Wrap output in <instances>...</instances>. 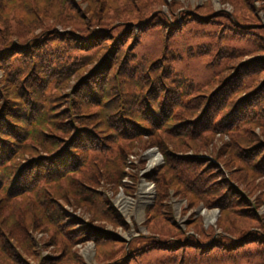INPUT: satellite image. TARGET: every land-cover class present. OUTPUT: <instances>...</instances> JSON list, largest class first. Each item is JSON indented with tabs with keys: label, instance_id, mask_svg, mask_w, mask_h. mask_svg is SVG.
Instances as JSON below:
<instances>
[{
	"label": "trees",
	"instance_id": "obj_1",
	"mask_svg": "<svg viewBox=\"0 0 264 264\" xmlns=\"http://www.w3.org/2000/svg\"><path fill=\"white\" fill-rule=\"evenodd\" d=\"M80 2L90 5L91 10L82 9ZM222 2L229 3L227 0ZM263 2L264 0H261L262 13H264ZM161 3L164 2L157 1L153 7H149L144 0H79V3L78 0H0V72L3 75L0 79V195H4L3 198L0 197V264H29L23 255L30 254V247L22 246L17 237L19 232L17 225L23 223L27 224V230L31 228L39 232L38 228L43 229L40 233L43 250L49 251L50 257L53 258L43 259L41 264H85L84 260L72 250L75 247L76 234L82 232L85 238L91 237L96 240V244L102 247V253L106 249H115L116 246L113 245L122 244L119 238L108 236L110 233L105 227L96 224L98 217L102 219L104 215H111L109 220L113 230L119 226L127 231L128 226L109 199L103 198L104 196L91 189L92 187L82 184L86 189L84 192L92 194L87 200L95 196L94 198H101L104 203V210L101 209L100 201L99 207L87 203L86 208L85 197L79 196V191L77 196L73 193L76 183L68 182V178H71L74 172L77 173L76 165L86 155L85 147H79L77 141L80 138L86 141L89 135L81 128L68 139L64 136L71 123L66 124L67 120L61 121L62 118L57 110L64 108L65 105L62 104L67 102L66 90L70 88L72 80L78 83L81 81L74 94V96L79 95V98L73 101L75 114L85 110L86 113L81 115L92 122L95 116L99 115L100 111L97 110L103 108L108 112L107 121L110 124L115 122L110 128H108L109 124H106L105 130H108V133H101L102 136L108 137L104 141L105 146L102 147V138L98 136L101 141L93 140V146L89 148L92 152L91 157L95 161L90 170L98 169L97 174L93 176V179L95 177L96 180L98 179L95 186H99V180L103 179L108 184L112 196L116 186L120 185L121 177L126 174L122 157L130 153L124 144H119L115 152L113 146L117 139L122 138L128 143L131 142L133 146L138 136H154L151 133L156 127H159L158 132L166 130L160 132L162 143L166 148L171 147L175 153L178 150L183 152L190 149L196 155L206 150L204 142L208 140L205 139L208 134L210 136L219 134L222 137L250 132L255 140L246 146L245 155L234 158L230 143L219 153L220 159L223 157L222 162L227 168L234 162L233 160L245 168L236 174V181L242 186L247 185L250 190H253L254 186L248 173L258 178L264 173V148L260 149L261 153L254 160L247 155L252 148L264 147L262 146L264 29L260 28L262 26L253 14L250 3L247 2L252 12L237 9L235 4L232 15L219 13L212 16L211 10L202 13L201 10L187 9L177 17L180 25L173 24L175 22L162 14L160 8H155ZM53 5L58 11L57 15L53 11ZM143 25H145L143 32L158 26L166 29L165 50L162 56L159 52L133 55L132 48L137 45L133 39L137 34L133 29L134 27L142 29ZM212 25L218 26L216 29L220 30L218 36L207 34L206 27ZM182 30L187 31L185 35L189 40L197 42L188 43L185 47L188 48L187 52L175 54L169 49V43ZM226 32L232 33V36L225 37ZM252 34H255V37L251 50L249 47H244L245 44L241 43V40L242 37ZM204 39L206 41H203ZM100 44L102 48L92 62L84 63L86 60L80 52H88ZM235 48L237 52H241V48L247 53L252 52L253 59L243 61V57L235 52L234 55H230L231 50ZM201 51L206 53L212 51L211 56L218 64L227 60L228 68L215 76L211 84L199 86L196 91V87L193 88L188 81L185 82L180 71L173 67V63L179 61V57L186 53L181 62V67L186 68L185 64L190 65L191 60L203 57ZM149 57L155 63L143 66L145 59ZM29 79L40 85H45L49 81L51 105L52 100H60L53 106L56 108L53 110L54 119L50 123L40 124L37 128L39 140L43 138L48 143L53 141L54 147L49 149L45 147L47 152H44L42 145L48 143L41 142V145L36 143L33 147V144L28 143L27 140H38L34 131L29 134L25 124L17 125L18 110L24 102L27 107L33 102L37 106L32 108L23 120L28 115L37 123L42 120L39 113L45 100L44 90L41 91L35 85H31L27 82ZM117 82L120 83L119 94L105 93L112 84L114 86L111 93L116 91ZM122 82L129 84V90L123 87ZM206 82L210 83V78ZM253 82L255 84L251 87L250 84ZM26 83L29 89L25 88L22 91ZM96 88L100 95L95 93ZM192 90H195L194 93L187 96ZM23 93L26 97H23ZM186 97L200 101V114L194 119H189L191 111L188 110L189 101L184 99ZM111 103L114 106L110 107ZM63 113L67 112L63 110ZM258 121L263 124L257 125ZM96 124L98 122L92 126ZM101 128L100 125L97 129L100 131ZM256 129L259 130L258 135L254 134ZM200 133L204 136L190 140V137H197ZM163 135H172L175 139ZM18 142H24L23 147H20V144L18 146ZM21 151L22 155L34 153L35 157L29 155L33 158L31 164L26 165V162L16 161L17 158L20 160L23 158L19 155ZM40 152L41 154L37 156ZM168 154V151L164 154L167 159ZM110 156L114 160H110ZM182 162L173 161V167L165 163L164 167V171L172 174L171 180H164L170 190L182 184V192L179 189L176 192L174 190L175 195L181 197L188 195L187 191H193L185 182L190 171L187 177L181 172ZM189 163L197 168L199 173L207 174L206 178L211 179L216 176V184L217 177L223 180L221 179L223 174L216 167L208 166L207 162L189 161ZM197 163L199 167H196ZM71 164L74 172L70 171ZM14 174H17V178L13 180L17 189L14 191L13 188L7 187L5 192L3 186L12 182ZM177 175L181 178V182L178 181ZM151 177L152 175L150 179ZM22 178L24 180H21ZM17 179L19 180L16 183ZM221 184L222 189L214 193L205 194L206 190L200 192V203L206 208L216 207L220 211L221 220L216 225V229L220 231L219 235L215 237L216 231L211 227L205 228L201 220L200 224L197 220H190L188 225L193 230V235L189 240L185 237L161 240L145 237L137 242L139 247L128 246L126 251L122 250L123 254L113 251L114 254L109 255L110 257L118 254L120 257L110 264H132V262L133 264H169L158 256L149 255L155 249H163L178 257L186 249L194 250L196 254L189 253L188 260L183 264H264V256L253 260V252L245 248L251 243L264 246V227L260 228L264 223L261 222V217H257L249 209L247 202L230 184L224 182ZM54 191L59 194L52 198L51 194ZM64 195L74 199V209L89 215L91 229L72 221V216L55 198ZM210 195L216 197L210 198L208 197ZM195 200L197 199H193L190 206L195 205ZM162 204V201H159L151 211L159 214L164 207L168 212L170 207ZM55 206L57 212L54 211ZM5 215L6 220H1ZM167 215L164 216V222L168 223L170 230L179 233L172 217ZM58 218H61V223L56 222ZM52 224H56L58 229ZM257 225L258 229H252ZM48 228L53 231L52 236L49 235L51 231L48 232ZM56 231L63 233V238L59 241L54 236ZM151 234L155 235L153 232ZM226 236H230L229 239ZM13 241L15 246L11 245ZM141 248L144 251L138 254ZM232 252H236L235 257L231 255ZM34 256L37 257L38 253L32 257Z\"/></svg>",
	"mask_w": 264,
	"mask_h": 264
},
{
	"label": "rangeland",
	"instance_id": "obj_2",
	"mask_svg": "<svg viewBox=\"0 0 264 264\" xmlns=\"http://www.w3.org/2000/svg\"><path fill=\"white\" fill-rule=\"evenodd\" d=\"M144 1H145V4H147L149 7H153L155 2L157 1L159 2L161 0H144ZM162 1L164 3L159 4L155 8H160V11L162 14L166 15V17L172 20V22H175L173 24L179 23L180 25V22L178 21L177 17L184 10H187V9H191L193 11L201 10L202 13H205L206 11L211 10L213 12L212 16H215L216 14H219V13L222 15L224 14L232 15L234 5L237 4L236 5L237 9H242L247 12L248 10L251 11L252 9L253 14L256 16L257 20L262 26L260 28L264 29V13L261 12V8H260L261 0H227L229 1V3H224L222 2V0H162ZM247 2L250 3L251 9ZM78 3H79V0H78ZM263 5H264V2H263ZM80 7L86 11L91 10V6L83 2H80ZM172 9H173V12H172ZM53 11L56 15L58 14V11L54 7V5H53ZM217 27L218 26H215V25L206 27L207 34L209 36H213V35L218 36V33L220 32V30H216ZM144 28H145V25H143L142 29L138 27L136 28L134 27L133 29L135 34L140 35L139 38L136 37L137 35H135V38H133L137 42V45L134 48H132L134 50L133 55L135 56L136 53L141 54L143 52L145 53L147 52L149 54H151L152 52H159L162 56V52L165 50L164 48L165 39L164 38H165L166 29L158 26V27L151 28L149 31L143 32ZM186 33H187L186 30H182L175 38H173L170 41L169 49L170 50L172 49L173 53L176 54L178 52L180 53L187 52L188 48H185L187 47L186 45L188 43L190 44L192 42H195V43L197 42V41L189 40L188 36L185 35ZM229 36H232V33L226 32L225 37H229ZM254 37H255V34H252L245 38L242 37L241 43L245 44L244 47H249L252 50L254 46ZM203 41H206V39H204ZM231 45H233V43ZM101 48H102V45L100 44L88 52L81 51L80 54L83 56V59L86 60L84 63L92 62L93 58L97 56V53L98 51L101 50ZM169 49H166V51L170 52ZM240 51L241 52H237V48L232 49L230 52V55L232 54L234 55L235 53H238L240 56L243 57V61L253 59L254 55L252 54V52L247 53L243 48H241ZM201 53H203L202 54L203 57L197 60H191L189 62L190 65L185 64L186 68L181 67V62L183 61L182 59L185 57L186 53L179 57L180 58L179 61H174L173 63V67H175V69L180 71V73L184 77L185 82L188 81L190 86H192L193 88L196 87L195 89L196 91L199 86L204 87L205 85L211 84L214 81L215 76L224 72L228 68L227 60H223L221 63L218 64L215 61V58L211 56L212 51H209L207 53L204 51H201ZM138 57L136 58L138 59ZM151 63H155V62L152 60L151 57H149L148 59H145V65L143 66L146 67L148 66V64H151ZM91 65L93 66L94 63ZM234 65L235 64L233 63V67ZM26 75L27 74L25 73L24 76ZM2 76L3 75L0 72V79ZM209 78H210V83H207L206 81H208ZM118 81L121 82L120 80ZM27 82H30L31 85H35L36 88H38L41 91L44 90L43 92H44V97H45L43 106H41L42 108L41 112L39 113L42 117V120L39 123L32 120L30 115H28V117H26V119L23 120L24 116L27 115V113L32 108L37 106L35 102L30 103L28 107L25 105L26 102H24V105L18 110L19 115L17 118V125H22V123L25 124L27 129L29 130V134H31L32 131H34L38 140L37 141L27 140L29 141L28 143L30 144L32 143L34 147L36 143H39L40 145H41V142L48 143V142H45L46 140L43 138L39 140V132L37 128L40 127V124H44V123L46 124L48 122L50 123V121L54 119L53 110H55L56 108H54L53 106H54V103H57L60 100H57V99L52 100V105H51V102H50V97H51L50 92L51 91L49 90V87H48L49 81L45 85L37 84L30 79L27 80ZM119 82L116 83V89H115L116 91H113L111 93V89H113V86H114L112 84V86L108 87V90L105 93H107L108 95L116 94V93L119 94L120 93V83ZM79 83H81V81ZM79 83L76 80H72L70 82V88L66 90L67 92L66 95L68 97L67 102L66 104H62V105H65L63 109L59 108V110H57L58 114L60 115V118H62L61 121L67 120L66 124L71 123V125L69 126L70 131L66 130L64 134V136H67V139L68 137H71L74 132H77V130L81 128L84 132H87V134H89L86 138V141L82 138L78 139L77 141L79 147H85L86 155H85V158L83 157L82 160L79 161V163L76 165L75 169L77 173L72 170L73 165L71 164L70 171H73L74 173L71 178H68V182L69 184L76 183L74 184L76 185V188L74 189L73 193L77 196L78 195L77 191H79V196L85 197L87 202L84 203L85 205L84 207L86 208H87L86 206L87 203L93 204L99 207V201H100L102 204L101 209L104 210V205H103L104 203L101 198L100 199L94 198L95 196L91 200H87L92 197V194L89 192H84L86 189L83 185H88L92 187L91 189H95L97 193L102 194L104 196L103 198H107V199L110 198L111 203H113L114 207L118 211L121 212L119 213L117 211L120 214V216L123 218L126 225L128 226L127 231L123 230L119 226L113 230L110 220H109L111 219V215H104L105 217H103L102 219L100 217L97 218L96 224H101L103 227H105V229L109 231L110 233V234L107 233L108 236L113 237V238L117 237L122 242V244L119 243L117 245H113V247L116 246L115 249L113 250H111L112 248L104 250V253H102V247L96 244V240H93L91 237H89L90 239L85 238L84 232H82L81 234H76L75 247L72 250L76 252L75 253L76 255H78L84 260L85 264H110L112 261L117 260L120 257V254H123L124 250L126 251L128 246H130L131 248L139 247L137 246V242L145 237L147 238L152 237L154 239H160V240L164 238L173 239L176 237H179V238L185 237L189 240L191 235H193V232H192L193 230H191L189 228L190 226L188 225L190 220H197L199 224L201 220L205 228L211 227L216 231L215 232V237H216L217 235L220 234V231L216 229V225L221 220L220 211L216 207L206 208L202 203H200V192L202 190H206L205 191V194H206V193H214L215 191H219L222 189L221 188L222 182H224V184H230V186L238 194H240L242 198L247 202V206L249 207V209H251L257 217L259 218L261 217V222L264 223V173H261L260 175L261 177L259 178L257 176H254L248 173V177L252 181L253 186H254L252 187L253 190H250L248 189L247 185L242 186L240 183L236 181V178H237L236 174L239 172V170H242L245 168L239 165L235 160H233L234 162L232 164H229V167H228L229 169H228L222 162L223 157H221L220 159V154H219L223 148H226V146L231 143L232 144L231 151L233 152L234 158H239L240 157L239 155H242V154L245 155V148H247L246 146L248 144H251L255 140L254 135L250 132H248L247 134L242 133L239 135L238 133H235L231 136L225 135L222 137L219 134L214 135V136H210L208 134V136L205 137V139L207 138L208 140L204 142V146L206 147V150L204 152H201L202 154H197V155L194 154L195 152L191 151L190 149L185 150L183 152L178 150V152L175 153V151L171 147H169L170 149L166 148L165 144L162 143V137L160 135L161 131H166V130H160L158 132L159 127L158 128L156 127L155 131L151 133L154 136H146V135L138 136L135 141L136 144H134L133 146L131 142L128 143V141L123 140L122 138H119L117 139V142L113 146L115 152H117L118 150L117 146L119 144L126 145V148L128 149V151H130L128 155L122 157V160L125 163V173L126 174L121 177L120 185L116 186V191L113 196H112L111 191H109L108 189L109 188L108 184L103 179L101 181L99 180L100 182L99 186H95L96 181L98 179L96 180V177L93 179V176L94 174H97L98 169L94 171L90 170L95 161L91 157L92 152L89 148L93 146V143H92L93 140L95 141V139H97V142H100L101 141L100 137L102 138V142H103L102 147H104L105 146L104 141L105 139H108V137L102 136L101 133H108L109 131L105 130L106 124H109L108 128H110L115 122H111L113 124H110L107 121L108 112L103 108H101L100 110H97V111H100L99 115H96L92 122L87 121L86 119L83 118V115H81V114L86 113L85 110H83V112L78 111L76 114L73 112V101L74 99L76 100L79 98V95L74 96L75 90ZM254 84L255 82L250 84V86L252 87L254 86ZM122 85L127 90H129L128 83L122 82ZM25 88L29 89V86L27 85V83L23 85L22 91H24ZM195 90H192V92L188 93L187 96H190L192 93H194ZM138 92L139 91L136 89V93ZM95 93L100 95L97 88L95 89ZM127 95H129V93ZM23 97H26L25 93H23ZM184 99H186V101H189L188 110L191 111L190 112L191 117H189V119H194L195 117H197V115L200 114V110H199L200 101L197 99L196 100L190 99L188 97ZM62 105H60V107ZM112 106H114L113 103H111L110 107ZM26 108H30V109L26 110ZM63 110H65L67 113H63ZM61 113L63 114L61 115ZM49 114L50 116H48ZM97 122L98 124H96L95 126H92L94 123H97ZM256 124L261 125L263 124V122L258 121ZM100 125L102 128L99 131L97 128ZM254 134L258 135L259 130L258 129L254 130ZM174 135H176V133H174ZM163 136H168L172 139H175V136H172V135H163ZM202 136H204V134L200 133V135H197V137H190V140H195ZM235 143L237 145H235ZM19 144H20V147H23L24 142H21V143L18 142V146ZM42 146L44 147V150L46 148L49 149V147H54L53 141H50L47 145H42ZM239 146H242V147H239ZM262 146H264V142L262 143ZM262 148L264 147L252 148L249 150L247 155L249 156V158L254 160L255 157L261 153L260 149ZM166 151H168L169 153L168 159L164 157V154L166 153ZM44 152H47V151L45 150ZM226 152H228V150H226ZM33 154L34 153L31 152L28 155H24V154L22 155V151H21L19 155L20 156L22 155L23 158L21 160L17 158L16 161L18 163L26 162L25 164L29 165L33 162L32 160L33 158L31 157L33 156ZM40 154L41 152L37 156H39ZM42 155H45V154L42 153ZM109 159L114 160L113 157L111 156L109 157ZM153 159H157V161H155L154 166L149 168L150 162ZM173 161H183L181 172L183 173L185 177H187L188 175L187 173L190 171V175L185 179V182L192 187L191 190L193 191H187L188 195H184L183 197L177 194L175 195V192L178 189L180 192H182V184H179V186H175L173 188L175 190L174 192V190L169 189V187L167 186V183L164 181V180L169 181L172 178L171 173L164 171L165 163L166 164L169 163V167H173ZM189 161L207 162L208 166L216 167L223 174L221 178L223 180H220V178L217 177V184H216L215 183L216 176L212 177L211 179L206 178L205 176L207 174L199 173L197 168L193 167L192 164L189 163ZM197 166L199 167V163L196 164V167ZM4 171L6 170L4 169ZM151 175L152 177L150 179ZM176 177L178 181L181 182V178L178 177V175ZM16 178H17V174H14L12 177V182H8L7 184L3 186V189L5 192L8 189L7 187L13 188L14 191L17 189L16 184L13 183V180H15ZM18 180L19 179H17L16 183L18 182ZM21 180H24V178H22ZM163 182L165 184L162 185ZM142 188L146 190L145 196L140 195L142 192L141 191ZM33 190L35 191V193H37L35 188ZM58 194L59 193L54 191L51 194V197L53 198L54 196ZM2 196L0 195V197ZM208 197L213 198L216 196L210 195ZM55 198L58 199L59 204L62 206V208H65L67 211L77 213L80 216H83L89 220L90 217L88 214L86 213L83 214L82 211L80 212L79 209L73 208L75 201L70 196L64 195V196H59ZM193 199H197L195 200L196 203L195 205L190 206V203L193 202ZM118 201H122L123 203L125 202L126 204H124V206H120L118 204ZM159 201H162L163 206L168 205L170 207V210H168L167 212L166 208L163 207L161 213L159 214L152 212L151 208L155 204L157 205ZM138 202L139 204H137ZM54 211L57 212L56 206L54 207ZM205 213L208 215H206ZM167 214H169L172 217L176 227L180 231V232L178 231L179 233H176L173 230H170L167 225L168 223L164 222L165 221L164 216H168ZM100 215H101V211H100ZM160 215H162V217H160ZM211 215H214L213 221L208 223L207 216H211ZM61 218L64 219V217H61ZM61 218H58L56 222L61 223L62 222ZM1 220L5 221L6 215ZM72 221H75V220L72 218ZM52 225H55L56 228L58 229L56 224H52ZM262 227H264V225H262L260 228ZM18 228H19V232L17 234V237L19 241L21 242L22 246H25L28 248L30 247L29 248L30 254L28 256L23 255L29 264H39V263L41 264L43 259H46L48 257L50 259L53 258V257H50L51 253L49 251L43 250V246L41 242L42 234L40 235V233L43 232L42 228H38L39 232L37 230L35 232L31 228L27 230L26 223L25 224L23 223V225H17V229ZM258 228L259 226L257 225L256 227L252 229H258ZM49 230L51 231L49 235L52 236L53 231L50 228H48V232ZM259 230L262 231V229H259ZM57 232L59 234H57ZM152 232L155 233V235L151 234ZM158 235L162 236L163 238H161ZM54 236H56L57 240L59 241L60 239L63 238V233H61L60 231H56L54 232ZM229 237L230 236H226L227 239H229ZM11 245L15 246L16 244L13 241ZM245 248L250 249L251 253L253 252L252 253L253 260H258L264 256V251H263L264 246H261L260 244L251 243V244L246 245ZM256 249L258 251H256ZM113 251L115 252L118 251L120 252V254L114 257H110L109 255L113 256L114 254ZM143 251L144 249L141 248L140 252H137V253L140 254ZM37 253H38V256L37 257L34 256L33 258L32 256L37 255ZM189 253H192L194 255L196 254L194 250L186 249L184 252H181L180 257H178L176 255L169 254L168 251H165L163 249H155L153 252H150L149 255L158 256L164 259L165 261H167L169 264H183L188 260ZM235 254L236 252L231 253V255H233L234 257H235ZM217 255H219V253ZM133 263L134 262H132V264Z\"/></svg>",
	"mask_w": 264,
	"mask_h": 264
},
{
	"label": "bare ground",
	"instance_id": "obj_3",
	"mask_svg": "<svg viewBox=\"0 0 264 264\" xmlns=\"http://www.w3.org/2000/svg\"><path fill=\"white\" fill-rule=\"evenodd\" d=\"M155 158H157V157H155ZM155 161H157V159H153V160H151V162H150V165H149V168H151L152 166H154L155 165ZM141 194L140 195H143V196H145V194H146V190L144 189V188H142L141 189ZM139 203V202H138ZM118 204L120 205V206H124V204H126L125 202L123 203L122 201H118ZM144 204V203H143ZM206 214V213H205ZM206 215H208V214H206ZM207 218H208V223L209 222H212L213 221V218H214V215H211V216H207Z\"/></svg>",
	"mask_w": 264,
	"mask_h": 264
}]
</instances>
